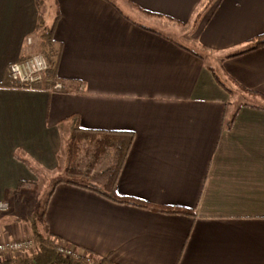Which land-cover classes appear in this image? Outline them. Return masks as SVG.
<instances>
[{
  "label": "crops",
  "instance_id": "1",
  "mask_svg": "<svg viewBox=\"0 0 264 264\" xmlns=\"http://www.w3.org/2000/svg\"><path fill=\"white\" fill-rule=\"evenodd\" d=\"M131 2L126 17L109 0H0V241L31 232L13 213L38 179L24 158L58 169L78 122L134 133L118 195L194 214L63 181L42 217L59 242L115 264H264V99L242 88L264 95V47L229 57L264 34V0ZM56 14L63 87L22 88L9 66L41 51Z\"/></svg>",
  "mask_w": 264,
  "mask_h": 264
},
{
  "label": "trees",
  "instance_id": "2",
  "mask_svg": "<svg viewBox=\"0 0 264 264\" xmlns=\"http://www.w3.org/2000/svg\"><path fill=\"white\" fill-rule=\"evenodd\" d=\"M109 1L116 5L120 12L127 17L122 7H120L113 0ZM126 1L128 3H131V5H134L131 0ZM210 3L211 2H208L204 9H207ZM204 12L205 10H202L196 14L192 21L194 27H196L200 17H202ZM145 13L152 14L150 12ZM58 19L59 15L56 14L54 21L50 25H46L44 28H42L40 39L41 51L38 52V54L43 55L47 59L49 64V68L44 76V80H48L50 83L52 82L54 84L55 82H57V69L62 53V45L54 39V29ZM262 47H264V34L255 37L245 49L236 51L229 57L238 56L245 52H249ZM242 88L250 94L260 96L262 97V99H264L263 94L254 92L245 87ZM72 119L75 120V116ZM133 142V132L86 130L81 128L78 122H75L71 127V136L67 147V162L63 169L66 178H62L56 181V183L66 181L81 187L89 188L103 195L104 197L122 204H129L146 209H153L164 213L193 215L194 212L190 209L169 206L154 207L143 200L132 197H124L117 194V181L129 155ZM83 154L85 155V157L91 159L85 165V167L82 166V162L84 160L82 156ZM108 154L113 159L111 166L103 172L106 180L103 185L95 186L90 183L91 179L101 161L106 156H108ZM30 168L33 170L31 166ZM72 177H76L77 179H73ZM79 179H82V181H80ZM43 215L44 214H42V217ZM42 217V222L37 217H35L31 223V238L34 241V246L30 250V254L25 258L14 257L9 260H0V264H115L108 258H99L96 261L93 259L94 256L89 252L86 253L85 257L83 258L68 257L59 254L56 248L59 243V239L49 234L48 230L43 228Z\"/></svg>",
  "mask_w": 264,
  "mask_h": 264
},
{
  "label": "rangeland",
  "instance_id": "3",
  "mask_svg": "<svg viewBox=\"0 0 264 264\" xmlns=\"http://www.w3.org/2000/svg\"><path fill=\"white\" fill-rule=\"evenodd\" d=\"M116 2L120 7H122L123 10L127 8H131L128 6V3L126 0H113ZM129 13V12H128ZM130 15V14H128ZM132 17V16H131ZM142 20V19H141ZM150 25H154L157 28L164 29L168 27L170 24L169 23H159L158 21H150ZM169 24V25H168ZM168 25V26H167ZM175 35V34H174ZM177 36V34H176ZM258 100L249 98V102L257 104ZM71 136V130L69 132H66L64 134V139H63V145L61 148V151L59 153V163L60 166L58 169L53 170V171H46L43 167L39 166L32 158L30 157H25L24 161L29 164L35 174L37 175V181L33 182L31 186L28 187H22V191L20 192L21 196V201L19 202V208H15L14 212L17 217H20V225L22 226L23 224L30 223V229H31V223L32 220L37 217L41 222H42V214L44 213V209L46 206V203L48 201L49 194L52 190V187L56 183V181L66 178V175L64 174V167L67 162V147H68V142L70 140ZM83 162L82 166L85 167V165L91 160L90 158L85 157L83 154ZM112 157L108 154L101 163L99 164L97 170L95 171L91 182L95 186H101L105 182V176H104V171L109 168L112 164ZM61 167V169H60ZM85 169V168H84ZM73 179H77L76 177H72ZM82 181V179H79ZM84 180V179H83ZM18 209L22 212L18 214ZM10 209L5 212L8 213ZM11 212V211H10ZM13 215V214H12ZM29 237H32V233L30 232ZM30 254L29 252H25L24 254L20 255L22 258H25L27 255ZM94 260H98L99 258L94 257Z\"/></svg>",
  "mask_w": 264,
  "mask_h": 264
},
{
  "label": "built area",
  "instance_id": "4",
  "mask_svg": "<svg viewBox=\"0 0 264 264\" xmlns=\"http://www.w3.org/2000/svg\"><path fill=\"white\" fill-rule=\"evenodd\" d=\"M49 64L47 59L41 54L30 56L24 61L14 62L10 64L9 71L13 79L22 88H34L35 84L44 79L47 73ZM63 87L60 81L55 82L54 88L61 89ZM10 209V203L7 201L0 202V212H7ZM34 246V241L31 237L6 239L0 241V260H9L16 254L29 252ZM57 252L68 257L83 258L86 253H81L78 250L61 242L57 245Z\"/></svg>",
  "mask_w": 264,
  "mask_h": 264
}]
</instances>
